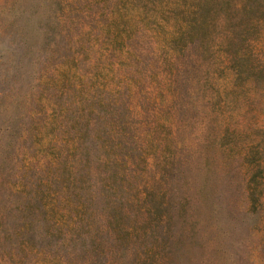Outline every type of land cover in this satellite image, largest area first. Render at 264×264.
I'll return each mask as SVG.
<instances>
[{"label":"rangeland","instance_id":"rangeland-1","mask_svg":"<svg viewBox=\"0 0 264 264\" xmlns=\"http://www.w3.org/2000/svg\"><path fill=\"white\" fill-rule=\"evenodd\" d=\"M0 264H264V0H0Z\"/></svg>","mask_w":264,"mask_h":264}]
</instances>
